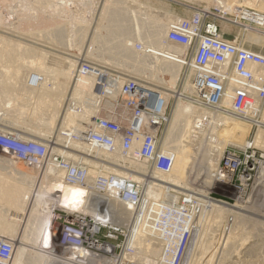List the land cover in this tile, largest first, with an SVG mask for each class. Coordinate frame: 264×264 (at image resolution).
<instances>
[{
	"label": "built area",
	"instance_id": "1",
	"mask_svg": "<svg viewBox=\"0 0 264 264\" xmlns=\"http://www.w3.org/2000/svg\"><path fill=\"white\" fill-rule=\"evenodd\" d=\"M242 10H238L240 18L246 19L243 12L254 14L248 15L250 19L246 20L264 28L260 24L264 16L256 11ZM202 12L205 11L194 8L188 19L171 22L166 33L167 42L182 48L179 58L189 75L191 91L182 97L198 109V118L190 131L189 147L195 148L199 137L207 145L216 144L218 134L214 131L224 128L226 117L250 126L245 144H227L219 150L211 183L205 186L207 191L191 189L180 193L184 198L177 193L174 203L145 197V184L133 179L134 171L123 162L129 165L133 160L144 164L145 171L138 173L143 177L172 172L176 154L165 143L164 134L170 122L165 94L158 96L152 88H143L137 80L115 70L105 69L110 80L123 79L117 98L104 89V82V88L96 95L83 99L84 105L73 103L70 92L69 106L85 110L96 106L98 110L101 100L109 99L116 107L120 105L126 114L122 112L117 119L90 116L86 128L81 133L72 132L71 136L63 130L67 132L61 134L64 143L61 151L56 152L51 138L23 139L14 133L0 131V154L35 169L36 183L43 185L45 176L53 184L59 176L62 186L82 187L76 208L62 203L61 188L50 194L52 202L41 237L55 264H142L130 257L134 250H139L134 239L141 234L153 240L161 250L153 264H190L189 247L197 229L194 228L195 217L201 209L216 204L227 210L218 220L217 246L229 233L244 236L246 223L250 225L252 218H264L260 214L264 208V145L254 142L255 131L264 129V56L240 46L235 40L226 41L215 24L205 23L207 17ZM134 46L142 53L141 43ZM78 59L80 65L73 87L80 75L94 76V72L103 68ZM100 81L98 79V85ZM95 88L90 90L94 93ZM228 93L230 107H225L223 101ZM100 96L103 97L99 99ZM74 143L81 146L73 147ZM82 145L89 149L83 150ZM98 148L121 161L108 158L114 164L109 163L110 167L102 169L98 165L106 164L97 156L99 153L95 150ZM68 153L71 154L67 156ZM92 163L97 166L94 168ZM91 169L97 173L89 182ZM153 186L167 191L164 185ZM170 191L167 192L172 193ZM112 202L129 207L130 215L121 224L103 213V208ZM13 251L12 241L0 236V264H10Z\"/></svg>",
	"mask_w": 264,
	"mask_h": 264
},
{
	"label": "bare ground",
	"instance_id": "2",
	"mask_svg": "<svg viewBox=\"0 0 264 264\" xmlns=\"http://www.w3.org/2000/svg\"><path fill=\"white\" fill-rule=\"evenodd\" d=\"M49 1L50 0L44 2V4L48 5V7L51 6L49 4L50 3ZM193 1L196 0H188V2H193ZM204 1H211V0H204ZM213 3H215L216 6L219 7L220 9L224 10L225 12L227 11L229 13L236 12L238 14V10L241 9H243L242 11L249 10V9L244 10L243 7H246L245 9H247L248 7H254L256 10L258 9V11L259 10L264 11V0H257V1L213 0ZM40 6L38 7L41 8ZM105 6L106 7L104 8V10L106 8H108L109 10V11L106 10L107 12H110V10H112L113 8L117 10L120 8L117 2L113 3L111 1ZM130 6L132 7H130L131 9H129V11H131L133 14L136 13L137 15H140L143 14L142 11H144L150 17L148 18L151 20V21L149 20L151 22L149 27L150 31L145 32V29L143 28L144 29L143 32H145V34L142 33L144 35V41L143 40L141 41H143L145 46H142L143 47L141 48L142 53L140 52L143 55L141 56L135 55L136 57L132 58V54L137 53V50L135 49L133 42L134 41L133 39L135 38L130 39V37L129 38L127 37L123 40L120 39L119 48L122 49L120 50L122 51V53L118 52L116 53V55H113L112 53L111 57L110 55L108 56L112 59V61L110 59L111 62L114 61L113 63L124 62L116 65L121 66L122 69L125 68L126 69L125 71L133 74L131 76H134V78L137 80L139 84L142 83L143 88L146 86L148 88H152L157 92L156 95L158 94V96L163 97V94H165L164 95L165 97L163 98L165 99L166 103L170 99L172 93L166 92L164 91V89L160 90L158 87L169 89L170 91L173 92L174 96H177V105L175 107L171 120L168 124V133L165 136V143L167 145H170V143H173V141H175L176 139L182 138L179 147L180 149H178V151L176 152L177 154L175 157L174 167L171 173L161 174L157 172L156 174L153 173V175H156L157 177L159 178L161 177V179L166 180L167 184H181L180 182L182 180L184 171H188V173L190 171L189 169L184 170L182 158L183 156H186L191 152L189 144L187 145V141L189 138L184 140L183 138H187V137L183 136V134L186 135L187 134L186 132H190V129L195 122V119L198 118L197 117L198 109H196L195 105H192L190 101H183V97H182L183 94L189 93L191 91V85L189 84L188 80H185L182 86L183 87L182 92L176 90V85L178 83L177 80L180 79V76L184 68L183 62L179 58V54H181L182 48L180 46L171 44L166 41V33L170 23L182 19L177 15H173L172 13L163 12L161 13V15H158L159 13H157V15L156 14L152 15L153 13L151 14V12L147 13L148 10L150 9L152 10L150 5L138 2L137 0H133ZM125 8L127 7L125 6L124 9ZM104 12L105 11H103L102 17L98 23V29H97L98 34H101L100 30H102V28L104 29L103 26H105V24L107 25V23L109 22V20H107L108 16L107 18L105 17L106 16L105 13L107 12L105 13ZM113 12H115L114 9ZM112 15L114 16V14H111V16ZM243 15L245 16L246 19H250L248 15L251 14H248L247 12H243ZM251 16H254V14H252ZM135 17L138 18L137 16ZM58 18L59 17H57V19ZM113 19L111 18V20ZM146 19L143 18L142 20H146ZM259 19L261 18L259 17ZM259 19H255V20L258 22ZM81 22L82 21L80 20L79 23ZM82 23H81V27H82ZM117 23L119 24V21H117ZM112 24L113 22L110 24L111 25L110 27H112ZM260 24L264 25V21H261ZM110 30L111 29H109V31ZM137 30L141 33L140 31L141 29L139 25L137 27ZM59 33L61 32L59 31ZM57 35L60 34L57 33ZM102 35H108V33L105 31V33ZM117 48L118 47H116V52L119 49ZM245 48L264 56V52L262 50L256 51L248 47ZM169 54L175 55L177 58L170 56ZM100 55L103 56L102 54ZM103 59L104 58L101 57V61H103ZM73 65H74L73 62H70L65 58L62 57L57 58L54 56H50L44 52L34 51L30 48L14 43L3 36H0V119H8L14 117L18 120L32 119L33 121H35L34 125L39 129V134H41V136L43 137H46L48 131L50 130L49 128L52 127L54 120H56V118L58 117L61 111L63 99L66 95L65 94L66 90H68L67 88H69L67 87L68 81L71 82L72 79L71 67ZM21 66L27 67L29 72L28 74L26 73L22 76L24 79H21L19 77V71H20L19 68ZM252 69L256 70L257 67L252 66ZM96 72H94L95 75ZM94 76L82 74L78 77L76 84L71 90V98L73 103L75 102L76 104L84 105L83 99H85V97L88 96H84L82 101L79 102L77 100L80 98V96L86 91L91 92L92 90L90 89L94 86L96 87L95 91L97 93L98 89L104 88L103 87L104 82L106 83V87L104 89H106L107 92L110 93V95H114V96L117 95L118 90L123 82L122 78H116L115 80L112 81L108 77V72H105L103 70L98 71V75H96L95 77ZM98 79L101 80L99 85L97 83ZM230 98L231 96L228 93L227 98L223 101V105L225 107H230L229 106ZM99 99H101V97ZM94 101L96 102V100ZM95 108L96 106H89L86 109V111L83 110L85 112L82 113L75 112L73 110L69 111L66 109L67 113L65 111L66 114L65 115L63 114L64 116L61 121H62V125L65 126L64 129L69 130L68 132L70 136L72 135L71 134L72 132L81 133L86 128L87 124L90 122L89 121L90 116L93 114ZM43 115H49V117L46 120L42 121ZM263 119H264V115H263ZM223 129L221 130L217 129L214 131L217 132L216 134H218V136L215 137L216 144L207 145L209 149V153L206 154V157L209 156L211 158L210 161H207L206 157H204V159L206 160L205 162L206 164L205 166L207 169L205 171L206 175L209 172V169L214 167L215 160L218 158L220 154L219 150H221L225 145L245 144L246 141L245 139L249 133L250 126L242 121H238L229 116L224 119ZM0 131L10 132L3 129H0ZM14 134L23 139H29V138H25V136L23 135H19L16 132ZM254 142L255 144L260 146L264 145V129L258 128L255 131ZM78 146L81 145H77V143H74L73 145V147H78ZM82 149L86 150L89 149V147L82 145ZM95 151L100 154H104L105 158L107 159L112 158V161H121L117 157H114L107 153L105 154L99 148L96 149ZM0 160L8 161L17 169L23 170L22 173L20 174L21 177L19 183L21 189L20 198L23 199L22 203L17 202L16 204L15 200L11 196L10 197L0 196V236H4L5 238L9 239L10 241H12L14 245V251L10 264H55V262L50 257V255L47 254V251L45 250V245H43L44 249H42V246L40 245V231L45 230V224L48 219L47 213L49 211L52 202L50 194L53 191H56L61 188L62 203H70L76 208L79 206L80 203V195L82 192V187L79 185L62 186V183L59 180V176H57V180L54 181L53 184L50 183L47 177L43 178V185L38 184L36 183V181H33L35 180L36 176L31 174V173H35V170L30 171L32 168L31 169L29 168L30 170H27L25 168H20L19 165L16 166L15 164L16 160L14 162L6 156L0 155ZM186 163L188 164V162ZM123 164H125V166L127 165V163L125 162H123ZM92 165L94 166L93 163ZM96 166L97 165H95L94 168ZM98 166H101L102 169L103 168L107 169V166L104 165L103 163ZM127 166L136 170L138 173H140L141 170L144 171L146 168L144 164L138 163L133 160H131L129 162V165ZM25 167L27 168V166ZM201 170L203 169L201 168ZM212 172L213 170L210 171L211 176H212ZM95 173H97V171L95 172L94 169H91L89 171V179H88L89 182L92 180V176H94ZM200 173H201L200 175H202L203 171ZM119 175H121V173H119ZM197 175L199 174L197 173ZM132 178L139 181H144L145 179V177L138 174L135 175L132 174ZM207 178H211V177H208L207 175V177L205 178L206 181H208ZM144 183L147 186L146 188H144L146 198L152 200L163 193L162 195L163 199L160 200H167L170 203L176 202V196L178 193L177 191L176 194H172V193L169 194V192H167L170 191L169 189H166L167 191H165L163 189H158L155 186H149L146 182ZM150 183L154 185L157 184L161 185L159 183L155 184L154 182H150ZM168 198H173V199H168ZM122 206H123L122 203L112 202L109 206L103 208V213L106 216V218L114 221L116 224H119L120 222H123L126 219L127 214L128 217L130 215L129 207L124 205L125 208H122ZM12 209H14L15 212H11L10 210ZM124 209L127 211V213L126 211H124ZM226 212H227L226 208L215 204L214 206L212 205L210 208L206 210L201 209V213L195 217L198 230L196 232V235L193 237V242L191 244L192 245L190 252V259L192 258L191 259L192 263L190 262L191 264H220V263L224 264L221 261L223 260L226 262V259H228V256H226L227 254H230L231 255V256L229 255L230 257L235 258V256L238 257V254L241 252V249L244 248L246 249V251L252 249L254 244L250 243L251 241L250 238H252L253 236L255 237L259 236L257 235V233L258 232L260 233V231L258 230L257 226L264 227L262 226L264 225L263 220H259V219L254 220L252 218L251 221L253 223L252 224L253 227H248L246 223L247 228L245 227L244 236L228 235L225 238V240L220 243L219 246H216V241H217L216 235L218 229L217 227L219 226L218 220L219 219L221 220L223 214H225ZM260 214H262L261 217H264V209L260 211ZM150 240L148 239V237H143L142 234L138 238L134 239L135 241L134 245L139 247V250H134V253L131 254L130 257L133 258L134 260L139 259L142 264H153L154 258L159 256L161 250L153 240L151 241ZM247 244H250L249 247L245 246ZM214 248L216 250L212 252L213 254H210L211 256L209 255L210 257L205 262H203L202 257H204V255L202 256L201 252H206L207 254L209 250H213ZM199 250H202L200 252L201 254L198 252ZM246 251L244 250L245 253H247ZM199 254L202 257H200ZM232 260L229 261L231 264H233L231 262ZM234 261L235 259L233 260V262ZM237 261L236 263L238 264L239 262Z\"/></svg>",
	"mask_w": 264,
	"mask_h": 264
},
{
	"label": "rangeland",
	"instance_id": "3",
	"mask_svg": "<svg viewBox=\"0 0 264 264\" xmlns=\"http://www.w3.org/2000/svg\"><path fill=\"white\" fill-rule=\"evenodd\" d=\"M36 1H37V4H36ZM38 1H40V2H38ZM45 1H48V0H44V1L43 0H0V36H3L5 38L11 40L14 43L25 46L27 48L34 50V51L44 52L50 56H54L57 58L62 57V58L67 59L70 62H73L74 65L71 67V71H72L71 72V75H72L71 76V78H72L71 82L72 83L68 81L67 87H69V88H67L68 90H66V93H65L66 95L63 99L61 111H60L58 117L56 118V120H54L52 127L49 128L50 130L48 131V134L46 137H43V136H41V134H39V129L34 125L35 121H33L32 119H25V120L19 119L18 120L15 117L14 118H8V119H0V129L10 131L11 133L16 132L19 135H23V136H25V138H29V139L34 138V139H39V140L40 139L46 140V139L51 138L52 140H54L53 142L55 143V150L57 152L59 150L60 151L62 150L61 146H63V144H64L62 137H61V134H63V130H65L64 129L65 126L62 125V121H61L63 119V116L67 113V110H69V111L73 110V111L77 112L80 110L83 111V109H84V108L72 109L68 105V104H70L69 103V95H70V92L73 88V83L76 80V74L78 72V67L80 65V61L78 58H82L83 60H86L87 62L102 66L103 68H101L100 70H103L105 72H108L107 70H105L106 68H108L110 70H115V71L120 72L126 76L128 75V77L135 79L134 76H131L133 74L125 71L126 70L125 68L122 69L121 66L116 65V64H121L124 62L113 63L114 61L111 62L112 59L110 57H111L112 53H113V55H116V53H118V52L122 53V51H120L122 49L119 48L120 47V39L123 40L127 37L128 38L130 37V39L135 38V39H133L134 45L141 43L142 46H145V44L143 43V41H144V35L143 34H145L146 31H150L149 27H150V23H151L150 21L151 20L149 19L150 17L144 11H142L143 14H140V15H137L136 13L133 14L131 11H129V9H131L130 7H132V6H130V4L132 3L133 0H52V1L50 0L49 4L51 6L53 5L52 7L51 6L48 7V5L44 4ZM110 1L113 3L117 2V4L120 6L121 9L119 8L117 10V9L113 8L115 12H113V9L110 10V12H107V11H109L108 8H106L104 10V8L106 7L105 5L108 4ZM137 1L144 3V4H147V5H150L152 10L151 9L148 10L147 13L151 12V14L153 13L152 15H154V14L157 15V13H159L158 15H161V13H163V12L164 13H172L173 15L179 16L181 19L189 18L191 15V12L193 11L194 8L203 9L205 12H202V13L204 16L207 17L205 20V23L210 22V23L215 24L216 27L218 28V31L221 33L222 37L225 40H235V42H238L239 44H241V46H245V47H248L250 49H254L256 51L262 50L264 52V28H263V26H258L255 23H252V22L247 21L246 19L240 18V14H239L240 11L238 12V14L236 12L235 13L234 12L229 13L227 11H226L227 12L226 13L224 10H222L216 6V4L213 3V0H211V1L196 0L193 2H188V0H137ZM254 1H257V0H254ZM71 2H72V4H71ZM73 2H74V4H73ZM40 5H42V6H40ZM38 6H40L41 8H39ZM125 6L127 8L128 7L129 8L124 9ZM243 8H246V7H243ZM247 9L252 10V11L256 10L254 7H248ZM103 11L108 13V15H107V13L104 12L106 14L105 17L107 18V16H108L107 20H109V22L107 21L108 22L107 25L105 24L106 28H105V26H103L104 29L102 28V30H100L101 34H98V30H97L98 29V23L102 17ZM256 11H258V9ZM258 12L262 16H264V11L259 10ZM110 13L114 14V16L113 15L111 16ZM118 14H120L121 16ZM135 16H137L138 18H136ZM146 16H147V19H146ZM57 17H59L60 19L59 18L57 19ZM111 18L112 19L114 18L116 20H114V19L111 20ZM141 18L142 19L144 18L147 21L142 20ZM80 20L82 22L86 21L85 24H84V22L83 23L81 22L82 27H81V23H79ZM110 21H111V23L113 22L112 27H110L111 26ZM114 21H116V22H114ZM117 21H119V24L117 23ZM83 24H84V26H83ZM115 24H117V25H115ZM138 25L141 29L140 30L141 33L137 30ZM54 28L57 31L59 30L61 33H59V31L57 32ZM143 28L145 29V32H143L144 31ZM109 29H111V30L109 31ZM135 30H137V31H135ZM105 31L108 33V35H102L105 33ZM57 33L60 35H57ZM136 34H138L140 36V38ZM135 35H136V37H135ZM141 40H143V41H141ZM116 47L119 48V49L117 48L118 49L117 52H116ZM114 51H115V53H114ZM139 53L137 51V53L132 54V58L136 57V56L143 55V54H141V53L139 54ZM100 54H102L104 57L101 56ZM105 55H107V56H105ZM108 55H110V57ZM101 57L104 58L103 61H101ZM110 59H111V61H110ZM112 63L115 65H113ZM19 70H20L19 71V77L21 79H24L22 77L24 74L29 73L28 68L25 66H21L19 68ZM96 75H98V72L96 73ZM137 79H140V78H137ZM187 79H189V75H187L185 68H183V72L180 76V79L177 80L178 83L176 85V90H178L179 92H182V90H183L182 86H183L185 80H187ZM158 88L160 90L164 89V91L172 93L170 99L167 102V112H166L167 116L169 117V121H170L171 117L174 113L175 107L177 105V96H174L173 92L170 91L169 89H165L162 87H158ZM94 95H96V91L94 93L92 91L91 92L86 91L85 93H83L80 96V98L77 101L81 102L82 99L84 98V96L91 97ZM110 96L115 98L114 95H110ZM100 97L102 98L103 96H100ZM116 98H117V95H116ZM95 99L96 98L94 97V100ZM183 101H187V100L185 98H183ZM100 103H101V107L98 110L96 107L95 110L93 111V114L91 113L93 116L94 115H102V116H107V117H112V118L117 119L118 116L122 112H124V115L126 114V112L121 109L120 105H118L117 107L115 106L114 101H111L109 99H103V100H101ZM67 106H68V108H67ZM65 111H66V113H65ZM48 117H49V115H43L42 121L46 120ZM191 129H192V127H191ZM191 129H190V131H191ZM67 131H69V130H67ZM67 131H65V132H67ZM167 133H168V128H167V131L164 135L166 136ZM186 133H187L186 135L183 134V136L187 137V138H183L184 140L188 139L190 137V132H186ZM181 139L178 138L175 141H173V143H170V145H169L171 148L174 149L175 154H177L176 152L178 151V149H180L179 147L181 144ZM198 140L200 141V143L198 142L195 148H193V149L190 148L191 152L188 155L183 156V158H182L184 170L189 169L190 171H189V173H188V171H184L182 180L180 182L181 184H173V186L167 185L166 180H163V179H161V177L159 178L153 174L145 177L143 183L146 182L149 186H153L154 184H152L150 182H154L155 184L159 183L161 185L166 186V189H169V190L171 188H173L172 189L173 191H170V192H172V194H176L174 192L177 191L180 195L179 197H181V198H184V196H182L183 194H180V193L189 191L191 189H195L198 192H200L199 190L207 191V188H205V186H208L211 183L212 176H211L210 171H212L214 167L209 169V172L207 173V175H208V177H211V178H207L208 181H206L205 178L207 177V175H206L205 171L207 169L205 166L206 160L204 159V157H206V154L209 153V149L207 147V143L205 140H200V137ZM188 144H189V142L187 141V145ZM70 154L71 153H68L67 156H69ZM0 155L6 156L3 154H0ZM95 155H97V154H95ZM103 155L104 154L99 153L97 156H100V158L103 160V162H105L106 166L110 167L109 163H113V162H111L109 159H103L104 158ZM6 157H8V156H6ZM8 158L15 162V160L13 158H11V157H8ZM210 158L211 157L207 156L206 157L207 161H210ZM217 160H218V158L215 161H217ZM186 162H188V164ZM201 162H202V164H201ZM98 163H101V162H98ZM15 164H16V166L19 165L20 168H25L27 170L31 169L28 166L26 168L25 164L23 165V163H20L18 161H16ZM22 166H24V167H22ZM190 166H192V167H190ZM126 167H128V166L126 165ZM128 168H130V167H128ZM198 168H199V170H198ZM201 168L203 170H201ZM130 169L134 171L133 172L134 175L138 174V172L136 170H134L132 168H130ZM33 170H35V169L32 168L30 171H33ZM22 171L23 170L17 169L15 166H13L8 161L0 160V196L1 197H4V196L10 197L11 196L15 200L16 204H17V202L22 203V201H23V199L20 198L21 197V194H20L21 189H20V184H19L20 183V177H21L20 174L22 173ZM202 171H203V173H202V175H200L201 174L200 172H202ZM140 172L142 173V170ZM197 173L200 176L197 175ZM31 174H33L35 176L38 175L36 171H35V173H31ZM138 175H140V174H138ZM204 176H206V177H204ZM148 181H150V182H148ZM146 187L147 186L145 184V188ZM188 194H189V192H188ZM162 195H163V193L160 196H158L152 200L163 199ZM152 197H155V196H152ZM168 199H173V198H168ZM122 208H125V206L123 205ZM10 211L15 212L14 209H12ZM124 211H126V210L124 209ZM126 213H127V211H126ZM13 217H14V215H13ZM127 218H128V214H127L126 219ZM258 219L264 221V218L258 217ZM121 223L122 222H120L119 224H121ZM252 224L253 223L250 224L251 226L247 224V226L253 227ZM262 226H264V225H262ZM196 227H197V229H196L193 237L196 235V232L198 230V226L196 224V219H195V228ZM260 227L257 226L258 230L260 231V233L259 232L257 233V235H259V236H256V237L253 236L252 238H250V240H251L250 243L254 244V246L252 247L251 250L246 251V249L243 248V249H241V252L238 254V257L235 256V258L234 257L232 258V257H230L231 256L230 254H227L226 256H228V259H226V262L223 260L221 262H223L224 264H226V263L231 264L229 261L232 259L233 260L235 259V261H234L235 263L237 260H239V261H237V262H239L238 264H264V250H263L264 249V234H263L264 233V231H263L264 227H261L262 229ZM42 232H43V230L40 231V245L42 244V249H44L43 245H45V244H44V241L42 240V237H41ZM228 235L234 236L236 234L229 233ZM227 236H224L222 241H224ZM193 237L191 239V243H190V247H189V253L191 252V247H192L191 244L193 242ZM216 239L218 241L217 235H216ZM217 241H216V246H217ZM249 245L250 244H247L245 246L249 247ZM214 250H216V249L214 248L213 250H209V252L207 254H206V252H201L202 250L198 251L199 253L200 252L202 253V254L200 253L202 256L204 255V257H202L199 254V256L202 257L203 262H205L211 256L210 254H213L212 252H214ZM244 250L248 254L245 253ZM203 253H205L206 255ZM214 259H216V258H214ZM137 260L139 262H141L139 259H137ZM233 260L231 262L233 264H235L233 262ZM220 264H222V263H220Z\"/></svg>",
	"mask_w": 264,
	"mask_h": 264
},
{
	"label": "clouds",
	"instance_id": "4",
	"mask_svg": "<svg viewBox=\"0 0 264 264\" xmlns=\"http://www.w3.org/2000/svg\"><path fill=\"white\" fill-rule=\"evenodd\" d=\"M75 195V194H74Z\"/></svg>",
	"mask_w": 264,
	"mask_h": 264
}]
</instances>
